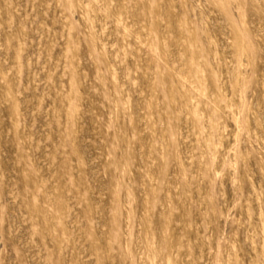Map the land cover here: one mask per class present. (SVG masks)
<instances>
[{"label":"rangeland","instance_id":"1","mask_svg":"<svg viewBox=\"0 0 264 264\" xmlns=\"http://www.w3.org/2000/svg\"><path fill=\"white\" fill-rule=\"evenodd\" d=\"M0 264H264V0H0Z\"/></svg>","mask_w":264,"mask_h":264}]
</instances>
